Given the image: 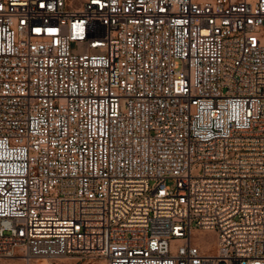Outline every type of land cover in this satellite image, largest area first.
Listing matches in <instances>:
<instances>
[{
  "label": "built area",
  "instance_id": "obj_1",
  "mask_svg": "<svg viewBox=\"0 0 264 264\" xmlns=\"http://www.w3.org/2000/svg\"><path fill=\"white\" fill-rule=\"evenodd\" d=\"M15 255L264 264V0H0Z\"/></svg>",
  "mask_w": 264,
  "mask_h": 264
},
{
  "label": "rangeland",
  "instance_id": "obj_2",
  "mask_svg": "<svg viewBox=\"0 0 264 264\" xmlns=\"http://www.w3.org/2000/svg\"><path fill=\"white\" fill-rule=\"evenodd\" d=\"M194 242L200 249L208 254H214L216 249V235L213 232L194 233ZM0 264H103L98 257L78 258L77 256H68L57 260L35 259L30 262L23 260L21 255H15L10 258H0Z\"/></svg>",
  "mask_w": 264,
  "mask_h": 264
}]
</instances>
